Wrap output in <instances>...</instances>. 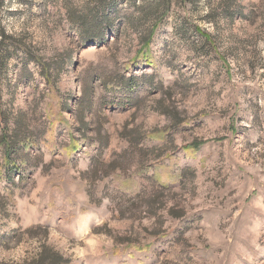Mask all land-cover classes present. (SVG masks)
I'll use <instances>...</instances> for the list:
<instances>
[{
	"label": "rangeland",
	"instance_id": "1",
	"mask_svg": "<svg viewBox=\"0 0 264 264\" xmlns=\"http://www.w3.org/2000/svg\"><path fill=\"white\" fill-rule=\"evenodd\" d=\"M94 1L0 6V264H264V0H108L84 41Z\"/></svg>",
	"mask_w": 264,
	"mask_h": 264
},
{
	"label": "trees",
	"instance_id": "2",
	"mask_svg": "<svg viewBox=\"0 0 264 264\" xmlns=\"http://www.w3.org/2000/svg\"><path fill=\"white\" fill-rule=\"evenodd\" d=\"M2 2L3 0H0V6ZM94 4L95 8L86 7L82 14L65 7L67 9V19L78 27L79 34L84 41L103 40L106 30L113 26V19L105 10V8L110 6V2L108 0H95ZM156 26L157 24L155 23L150 32L143 36L145 37V39H143L145 40L143 44L149 43ZM149 63L151 62H146V64ZM40 66L41 76H43L45 80H49L50 76L47 74V72H49L48 67L42 63H40ZM129 80H134V77H129ZM10 122L13 123L12 127L9 125ZM31 134V129L25 121L23 122L18 119L17 116L10 117L7 115V112L0 108V149L2 152L5 174L9 181H12L13 172L16 173L20 170V167L16 163L20 153L19 145L24 147L28 144L32 136ZM193 146L194 145H192V147ZM194 147L195 149L198 148L199 144H196ZM12 235V232L9 234L1 233L0 244L2 245L5 240L11 238ZM67 262L68 259L54 250L51 246L42 244L39 253L34 258L23 261L22 264H67Z\"/></svg>",
	"mask_w": 264,
	"mask_h": 264
}]
</instances>
